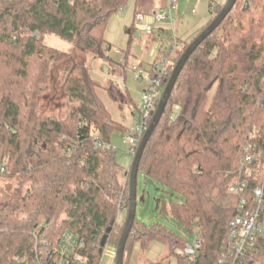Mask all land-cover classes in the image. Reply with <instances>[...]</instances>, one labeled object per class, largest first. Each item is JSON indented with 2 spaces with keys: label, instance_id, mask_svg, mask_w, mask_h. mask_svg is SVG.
I'll return each mask as SVG.
<instances>
[{
  "label": "trees",
  "instance_id": "trees-1",
  "mask_svg": "<svg viewBox=\"0 0 264 264\" xmlns=\"http://www.w3.org/2000/svg\"><path fill=\"white\" fill-rule=\"evenodd\" d=\"M129 1L0 0V264L29 256L30 233L41 224H60L83 238L87 264H100L103 237L105 246L116 248L119 242L123 224L117 216L127 213L128 180L110 142L113 133L127 131L99 97L101 86L85 56L111 63L104 33ZM222 7L213 0L207 5L213 18ZM128 32L132 39L135 31ZM45 35L74 44V61L46 46ZM190 43H182L165 69L162 91ZM166 49H158V61L171 56ZM67 59L62 85L67 111L61 117H40L38 101L50 97L51 68ZM147 75L154 79L159 74L152 68ZM106 92L117 99L114 88ZM263 92L264 0H237L186 62L138 166V175L170 197L168 203L159 201L156 212L169 215L186 233L197 228L200 249L189 260L182 253L183 236L135 217L123 264L134 245L141 254L163 248L164 259L175 264H213L235 213L238 198L227 186L245 141L259 152L252 168L262 164ZM12 181L15 187L2 184Z\"/></svg>",
  "mask_w": 264,
  "mask_h": 264
},
{
  "label": "rangeland",
  "instance_id": "rangeland-1",
  "mask_svg": "<svg viewBox=\"0 0 264 264\" xmlns=\"http://www.w3.org/2000/svg\"><path fill=\"white\" fill-rule=\"evenodd\" d=\"M209 1L187 0V6L183 13L179 14L177 8L172 10V28L169 27V21L161 25L162 30H158V25L152 24L151 34H148L145 32L144 26L135 21L136 14L151 15L160 8L167 9V0H130L123 9L110 18L104 33L105 41L110 46V50L106 51V55L111 63L94 59L90 54L85 56L86 67L101 86L97 91L99 97L112 118L126 127L127 132L123 134L113 133L110 142L116 152V162L123 173H128L133 160V156L129 152L130 146L127 143V138L136 129L137 120L141 116L142 96L151 86L147 72L152 63L156 61L158 49L160 47L169 49L172 40L177 39L179 41V45L172 56L165 58L166 69L174 62L173 57L182 47V43H190L206 25L207 21L213 18L207 8ZM213 1L220 3L225 0ZM130 29L135 31L132 39H130L128 32ZM136 35H139V37H135ZM42 41L48 47L69 54V58L74 61V56L77 55L74 44L63 41L54 35H45ZM68 62L71 61L67 59L53 64L49 75L50 81L51 77L53 81L48 83V90L46 91L50 97L47 100L40 97L38 101L37 111L40 117L50 115L61 117L65 115L68 103L62 92V85L66 77L64 67ZM156 66H159L158 61H156ZM108 88L116 90L118 93L116 100L113 101L108 97L106 92ZM143 180L144 178L139 174L136 188V218L147 225L152 223L161 224L183 236L186 243L194 242L198 236L197 228L192 234L186 233L178 228L176 222L169 215H159L156 212V202L163 199L165 203H168L170 197L161 189L154 190L152 186L145 185ZM2 184L6 187H15L16 185L13 181ZM119 213L117 221L124 224L125 213ZM109 247L111 246H105L103 249L101 264H114L113 256L107 252ZM112 248L115 250L114 247ZM131 252V254L126 255L127 264H155L157 261L162 264H174L173 259L168 261H166V258L164 259L165 251L163 248L153 249L152 252L141 254L138 246L134 245ZM148 259L151 261L148 262Z\"/></svg>",
  "mask_w": 264,
  "mask_h": 264
},
{
  "label": "built area",
  "instance_id": "built-area-1",
  "mask_svg": "<svg viewBox=\"0 0 264 264\" xmlns=\"http://www.w3.org/2000/svg\"><path fill=\"white\" fill-rule=\"evenodd\" d=\"M180 0H167V9L160 8L151 15L136 14L135 21L144 26L146 33L151 34L152 24L162 30L163 23L173 27L171 13L176 9ZM172 40L166 54L172 56L179 43ZM158 53V52H157ZM156 61L157 56H156ZM152 63L159 74L151 81L149 90L142 96L141 116L137 120L136 129L127 138L129 152L135 155L137 146L145 134L152 116L156 110V101L162 94L161 76L165 71L166 59ZM148 76V75H147ZM260 101L264 104V92ZM98 146H102L98 144ZM259 160V152L251 140L245 141L241 147L240 160L235 177L227 186V192L237 196L238 201L234 216L229 221L225 245L213 264H264V156L258 170L252 168ZM2 168L0 172L2 173ZM258 172V173H257ZM258 174L256 182L253 181ZM29 256L19 258L16 264H87L85 240L69 228L50 224H41L30 233ZM200 249V239L186 243L182 253L189 260L196 257ZM101 264V263H100ZM175 264V263H174Z\"/></svg>",
  "mask_w": 264,
  "mask_h": 264
},
{
  "label": "water",
  "instance_id": "water-1",
  "mask_svg": "<svg viewBox=\"0 0 264 264\" xmlns=\"http://www.w3.org/2000/svg\"><path fill=\"white\" fill-rule=\"evenodd\" d=\"M236 1L237 0H227L225 2L221 11L186 47V49L181 54L179 59L176 61L171 71L167 84L164 87L163 92L160 96L156 110L152 116V119L149 123V126L145 134L143 135V137L141 138L137 146L136 153L133 156L130 169L127 173L129 204L127 208L125 221L123 224L122 234L115 248L114 264H123L125 244L130 234L131 228L133 226L134 219L136 217V206H137L136 188H137L138 166H139V161L141 159L143 150L146 144L148 143L155 127L158 125L161 119V116L170 98L171 92L174 88L177 78L180 75L181 71L183 70L186 62L189 60L190 56L195 52V50L203 43V41L207 39L220 26L222 21L226 18V16L230 13V11L235 6ZM246 3H248V1H246ZM185 6H186V3L184 1L179 3L178 5L179 14H181L184 11ZM135 37H139V35H136ZM143 183L147 186H152L154 190H156V186L154 185L152 180L144 178ZM156 203H157V206H156V209H157L159 206V201H157ZM105 240H106V236L103 237V239L101 240V244H100L101 248L99 250L100 254L103 253V249L105 248Z\"/></svg>",
  "mask_w": 264,
  "mask_h": 264
},
{
  "label": "crops",
  "instance_id": "crops-1",
  "mask_svg": "<svg viewBox=\"0 0 264 264\" xmlns=\"http://www.w3.org/2000/svg\"><path fill=\"white\" fill-rule=\"evenodd\" d=\"M182 1H184L185 3H186V6H187V0H180L179 1V3L180 2H182ZM227 0H225L224 2H216V3H218V4H220V5H222V4H224L225 2H226ZM179 3H178V5H179ZM186 6H185V8H186ZM177 9H178V6H177ZM183 13V12H182ZM208 22V21H207ZM107 252H109L110 253V255H112L113 256V260H114V255H115V250L112 248V247H109V248H107Z\"/></svg>",
  "mask_w": 264,
  "mask_h": 264
}]
</instances>
